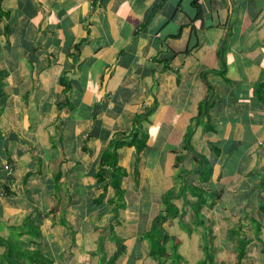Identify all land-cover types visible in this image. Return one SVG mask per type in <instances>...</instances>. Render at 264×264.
Masks as SVG:
<instances>
[{"label": "crops", "instance_id": "1", "mask_svg": "<svg viewBox=\"0 0 264 264\" xmlns=\"http://www.w3.org/2000/svg\"><path fill=\"white\" fill-rule=\"evenodd\" d=\"M0 72V264H158L173 188L177 264L264 263V0H0Z\"/></svg>", "mask_w": 264, "mask_h": 264}, {"label": "trees", "instance_id": "2", "mask_svg": "<svg viewBox=\"0 0 264 264\" xmlns=\"http://www.w3.org/2000/svg\"><path fill=\"white\" fill-rule=\"evenodd\" d=\"M6 76V73L0 72V97L2 95V86H3V80ZM141 117L139 118L140 121ZM125 144V142H117L112 148H114L115 150L121 148L123 145ZM106 156H108V154H106ZM113 154H112V158H113ZM115 166V164H114ZM122 173H119V170L117 168H114V173H113V177L112 179L115 182V188L117 191H119V187H118V183L119 181H121V178H119V176ZM185 187L182 188L181 190V195H183L184 189ZM175 197H179V195H176L175 189H171L169 192H167L164 197H163V201H164V205L166 206V209L160 213L153 221V228L151 230V232L149 233V243H150V257H152L154 260H156L158 262V264H164V257H166V250H165V243L167 241H171L173 243L172 246V264H175L173 258H179V255L177 254V243H175L174 238H170L167 234H164L163 230H162V224L164 222L167 221V219L171 218V217H175L176 215H178V211L176 210V206L173 203V200L171 201V199H175ZM171 201V202H170ZM204 204V199L199 200L198 204H196V209H197V205H201ZM199 208V207H198ZM263 210H264V205H263ZM195 213H197L196 215L198 216V209L195 211ZM183 215V214H182ZM196 219H199L198 217H196ZM180 222H183L182 220ZM202 221L199 219V224H201ZM259 224V223H258ZM260 225H258V229L256 232V235L258 236V232ZM250 238L246 237V236H238V240H237V245L235 247L234 250V255H235V260H236V264H242V261L245 258L246 255V248L250 243ZM122 245V244H121ZM122 247V246H121ZM119 248V253L122 251V248ZM204 250H205V260L199 262L198 264H214V259L212 257V253H210L209 248L206 246V243L204 245ZM118 252H116V255L113 257V259L115 257H117V255L119 254ZM207 261V262H206Z\"/></svg>", "mask_w": 264, "mask_h": 264}, {"label": "rangeland", "instance_id": "3", "mask_svg": "<svg viewBox=\"0 0 264 264\" xmlns=\"http://www.w3.org/2000/svg\"><path fill=\"white\" fill-rule=\"evenodd\" d=\"M183 223V222H182ZM181 224V223H180ZM184 224V223H183ZM182 224V225H183ZM184 233V239H186L188 241V244L191 245L190 241L193 240V239H189V235L188 233L186 232V229H183V228H180ZM221 236H216L214 239H211L210 243V253L212 254H215V262L216 264H236V260H235V255H234V252H224L223 250H221L220 248V239ZM197 239V242L199 243V237L196 236ZM189 262L187 264H195V261L193 260L194 259V255L192 257H186ZM248 259H251V264L253 260H258L256 258H254L252 255L251 256H248ZM175 264H177V260L176 258H173ZM259 262H260V259H259ZM172 264V263H171ZM244 264H249V260H245L244 261ZM264 264V263H263Z\"/></svg>", "mask_w": 264, "mask_h": 264}, {"label": "bare ground", "instance_id": "4", "mask_svg": "<svg viewBox=\"0 0 264 264\" xmlns=\"http://www.w3.org/2000/svg\"><path fill=\"white\" fill-rule=\"evenodd\" d=\"M210 197V196H209Z\"/></svg>", "mask_w": 264, "mask_h": 264}]
</instances>
